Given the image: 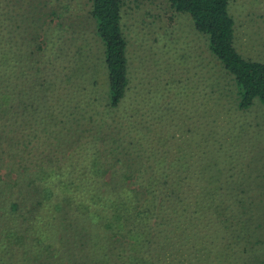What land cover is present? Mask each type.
Masks as SVG:
<instances>
[{
    "label": "trees",
    "instance_id": "trees-1",
    "mask_svg": "<svg viewBox=\"0 0 264 264\" xmlns=\"http://www.w3.org/2000/svg\"><path fill=\"white\" fill-rule=\"evenodd\" d=\"M89 1L106 97L93 91L96 80L75 89L87 74L68 68L79 54L57 53L56 27L48 54L35 40L36 51L28 53L29 44L26 54H14L13 27H4L9 42L0 36V264H220L228 239L248 251L250 214L261 198L206 174L203 158L189 162L193 155L185 151L168 158L174 134L161 122L172 108L192 117L190 110L151 104L161 100L157 92L145 101L140 90L131 95L123 2ZM168 1L205 35L234 83V107L264 108V62L237 51L230 0ZM211 90L220 84L212 81ZM213 98L223 99L220 91Z\"/></svg>",
    "mask_w": 264,
    "mask_h": 264
},
{
    "label": "rangeland",
    "instance_id": "rangeland-1",
    "mask_svg": "<svg viewBox=\"0 0 264 264\" xmlns=\"http://www.w3.org/2000/svg\"><path fill=\"white\" fill-rule=\"evenodd\" d=\"M122 2L121 24L128 48L131 95L136 96L140 90L145 101L157 92L161 100L151 98V104H164L170 109L171 101L192 114L190 117L185 109L172 108L170 117L161 122L163 132L174 134L173 139L162 135L172 139L168 158L180 151L189 152L193 155L189 162L196 157L209 162L206 167L203 162L201 165L209 167L206 174H217L224 184L235 189L250 188V197L261 198L255 205L256 211L250 214L254 246L244 252L240 244L225 239L228 244L222 248L220 264H264V108L258 103L245 110L234 107V83L220 69L223 67L211 53L205 35L196 31L188 15L173 11L168 0ZM89 4V0H0V36L5 37L3 42H9L7 30L13 27L14 54H26L29 44L28 53L31 49L36 51L34 40L44 42L42 52L48 54L49 35L56 27L52 35L62 47V52L57 53L79 54L76 65L68 68L80 72V76L87 74L77 80L81 87L73 84L75 89L92 87L96 80L93 91L106 97L102 44L86 18ZM229 12L235 21L237 51L246 58L264 62V0H230ZM61 64L63 73H68L66 62ZM206 75L213 79H204ZM212 81L214 85L220 84L221 90L214 91L222 94L220 101L211 99L215 95ZM65 83L63 79L61 86ZM186 91L191 93L187 95ZM201 149L202 153H198ZM249 252L252 257L247 260Z\"/></svg>",
    "mask_w": 264,
    "mask_h": 264
}]
</instances>
